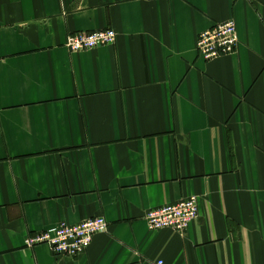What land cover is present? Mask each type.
Wrapping results in <instances>:
<instances>
[{"label":"crops","instance_id":"crops-1","mask_svg":"<svg viewBox=\"0 0 264 264\" xmlns=\"http://www.w3.org/2000/svg\"><path fill=\"white\" fill-rule=\"evenodd\" d=\"M230 21L236 52L204 62ZM192 196L184 234L148 229ZM98 217L77 258L25 245ZM160 262L264 264V0H0V264Z\"/></svg>","mask_w":264,"mask_h":264},{"label":"built area","instance_id":"built-area-1","mask_svg":"<svg viewBox=\"0 0 264 264\" xmlns=\"http://www.w3.org/2000/svg\"><path fill=\"white\" fill-rule=\"evenodd\" d=\"M116 38V32L110 29L86 34L78 33L68 37L66 47L72 53L88 52L113 46ZM238 45L239 36L235 22L218 23L199 35L198 56L204 62H212L234 54ZM198 218L199 199L197 196H192L176 204L152 210L146 220L148 229L152 232L171 230L184 234ZM108 230L109 223L104 218L98 217L77 226L60 224L27 239L25 245L28 248L46 245L57 256L77 258L90 248L95 236L105 234Z\"/></svg>","mask_w":264,"mask_h":264}]
</instances>
